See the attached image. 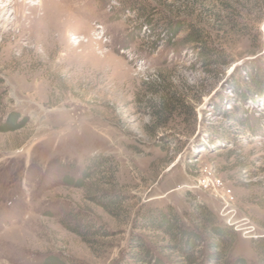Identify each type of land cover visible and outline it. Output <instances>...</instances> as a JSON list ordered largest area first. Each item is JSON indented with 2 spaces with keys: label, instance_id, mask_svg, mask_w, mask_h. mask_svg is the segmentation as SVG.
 <instances>
[{
  "label": "rangeland",
  "instance_id": "obj_1",
  "mask_svg": "<svg viewBox=\"0 0 264 264\" xmlns=\"http://www.w3.org/2000/svg\"><path fill=\"white\" fill-rule=\"evenodd\" d=\"M34 1L0 11V264H123L133 233L187 264L133 224L172 205L193 227L199 202L236 231L223 264H260L264 0H47L57 27ZM90 155L114 176L76 184Z\"/></svg>",
  "mask_w": 264,
  "mask_h": 264
},
{
  "label": "trees",
  "instance_id": "obj_2",
  "mask_svg": "<svg viewBox=\"0 0 264 264\" xmlns=\"http://www.w3.org/2000/svg\"><path fill=\"white\" fill-rule=\"evenodd\" d=\"M201 35L196 27H191L187 36V43L199 42ZM10 122V120H9ZM8 123V120L6 121ZM85 167L81 173L80 181L76 184L84 185L82 181L91 179L99 175L112 174L115 169L110 159L103 155H90L86 159ZM78 177V179H79ZM121 197L109 195L102 199V204L106 210L113 212L112 207L118 206L122 202ZM193 227L187 226L177 215L175 208L168 205L166 209L148 208L139 211L134 220V228L137 230H147L151 232H162L172 241L168 247L176 249L187 259V264H196L197 257L192 253L200 247L206 233V243L212 264H223L227 261V254L230 246L236 237V231L232 226L219 222L214 212L199 202L190 215ZM200 233H197V230ZM255 248L261 256L260 264H264V239L255 240ZM155 255L149 248L146 240L138 234L132 236L129 249L126 255V261L123 264H161V261L155 260ZM238 259L234 264H242Z\"/></svg>",
  "mask_w": 264,
  "mask_h": 264
},
{
  "label": "bare ground",
  "instance_id": "obj_3",
  "mask_svg": "<svg viewBox=\"0 0 264 264\" xmlns=\"http://www.w3.org/2000/svg\"><path fill=\"white\" fill-rule=\"evenodd\" d=\"M28 1L29 0H22V4H19L18 11H19V9L25 7L24 5H26V3H28ZM11 4L17 5V3L14 2V0L8 1L7 4L4 5V6L3 5L2 6L0 5V11L2 12L3 15L6 14V12H4L3 10L6 11V9H8V7ZM36 11H40V13L38 14L39 20L46 18L49 22H52V24L54 26H56V27H57V24H59L60 19H61V16H62L61 11L55 10V8H53V4H51V3L48 4L47 3V0H35L33 2V4H32V11H31V13L34 15V12H36ZM62 24L64 25V23H62ZM59 26H60V24H59Z\"/></svg>",
  "mask_w": 264,
  "mask_h": 264
},
{
  "label": "built area",
  "instance_id": "obj_4",
  "mask_svg": "<svg viewBox=\"0 0 264 264\" xmlns=\"http://www.w3.org/2000/svg\"><path fill=\"white\" fill-rule=\"evenodd\" d=\"M206 184H208L206 181H203V183L202 184H200L198 187L199 188H202V186H204V185H206ZM231 201L229 200V198H224V203H225V208H227V207H231V203H230ZM228 223H231V221H229ZM233 224H234V222H233ZM249 232H248V234L250 235V237L252 238V237H254L256 234H257V231H256V228L255 227H253V226H250L249 227Z\"/></svg>",
  "mask_w": 264,
  "mask_h": 264
}]
</instances>
